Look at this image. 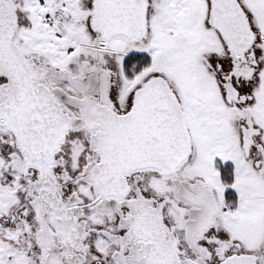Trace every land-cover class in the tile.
<instances>
[{"label": "snow or ice", "instance_id": "1", "mask_svg": "<svg viewBox=\"0 0 264 264\" xmlns=\"http://www.w3.org/2000/svg\"><path fill=\"white\" fill-rule=\"evenodd\" d=\"M0 264H264V0H0Z\"/></svg>", "mask_w": 264, "mask_h": 264}]
</instances>
